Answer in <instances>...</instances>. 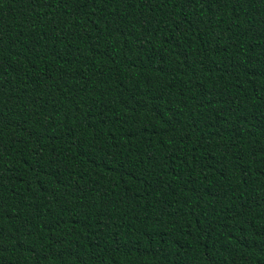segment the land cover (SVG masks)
I'll return each instance as SVG.
<instances>
[{
	"label": "trees",
	"instance_id": "16d2710c",
	"mask_svg": "<svg viewBox=\"0 0 264 264\" xmlns=\"http://www.w3.org/2000/svg\"><path fill=\"white\" fill-rule=\"evenodd\" d=\"M0 264H264V0H0Z\"/></svg>",
	"mask_w": 264,
	"mask_h": 264
}]
</instances>
